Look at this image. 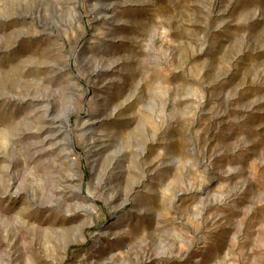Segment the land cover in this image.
I'll return each mask as SVG.
<instances>
[{
    "label": "rangeland",
    "instance_id": "rangeland-1",
    "mask_svg": "<svg viewBox=\"0 0 264 264\" xmlns=\"http://www.w3.org/2000/svg\"><path fill=\"white\" fill-rule=\"evenodd\" d=\"M0 264H264V0H0Z\"/></svg>",
    "mask_w": 264,
    "mask_h": 264
}]
</instances>
